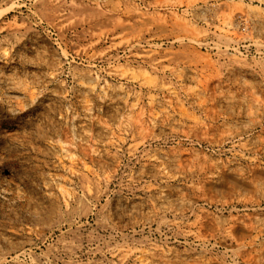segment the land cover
I'll list each match as a JSON object with an SVG mask.
<instances>
[{
  "label": "rangeland",
  "instance_id": "1",
  "mask_svg": "<svg viewBox=\"0 0 264 264\" xmlns=\"http://www.w3.org/2000/svg\"><path fill=\"white\" fill-rule=\"evenodd\" d=\"M0 264H264V0H0Z\"/></svg>",
  "mask_w": 264,
  "mask_h": 264
}]
</instances>
